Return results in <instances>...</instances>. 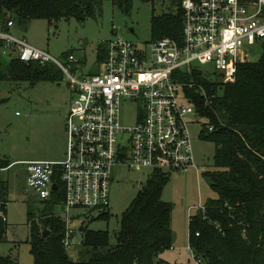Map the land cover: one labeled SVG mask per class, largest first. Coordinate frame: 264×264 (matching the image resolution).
<instances>
[{"label": "built area", "instance_id": "obj_1", "mask_svg": "<svg viewBox=\"0 0 264 264\" xmlns=\"http://www.w3.org/2000/svg\"><path fill=\"white\" fill-rule=\"evenodd\" d=\"M179 7L178 40L164 35L135 44L113 31L111 24V36L102 40L103 58L85 72L71 52L58 60L11 33L10 19L7 29L0 27V57L53 64L64 74L71 94L63 119L62 157L20 160L25 185L36 199L60 191L61 198L53 204L63 216L52 213L63 221L60 242L70 256L71 249L80 245L82 231L80 225H70L67 211L74 207L106 210L115 165L148 169V173L196 169L186 125L201 115L187 91L204 104L211 94L190 77L193 70L216 82H230L236 63L249 59L248 49L257 44L261 51L264 0H179ZM205 63L211 65L210 72L199 67ZM124 106L131 108L130 123L121 120ZM204 127L211 129L208 123ZM2 205L0 218L5 220ZM191 207L204 210L201 203L187 210ZM186 243L193 262L199 264L187 238Z\"/></svg>", "mask_w": 264, "mask_h": 264}, {"label": "trees", "instance_id": "obj_2", "mask_svg": "<svg viewBox=\"0 0 264 264\" xmlns=\"http://www.w3.org/2000/svg\"><path fill=\"white\" fill-rule=\"evenodd\" d=\"M115 1L118 6L129 2ZM174 2V12L150 16V38L165 35L178 40L181 10L179 0ZM93 3L94 0H0V27L7 29L8 19L18 27L37 17L47 22L68 16L80 18ZM103 54L101 41L95 61H100ZM55 76L51 63L12 57L5 65L0 57V80H25L31 85ZM190 77L203 83L211 94L210 102L204 104L187 91L196 112L211 125L210 130L203 126L200 135L214 144L213 168L203 174L215 196L204 201L203 211L197 208L189 215L188 245L202 264H264V41L255 59L236 63L230 82L211 81L197 70ZM10 162L0 158V168ZM166 180L162 171L148 173L120 212L114 243H108L106 229L80 226V246L86 258L70 256L60 242L63 221L49 210L61 198L60 191L52 192L48 199H36L39 207L35 211L26 209L28 251L33 264H169L155 258L158 251L171 246V204L160 197ZM6 195L7 181L0 175L3 212ZM98 216L106 217L107 211H100ZM5 226V220L0 218V241L4 239ZM42 227L47 229L44 236L40 235ZM0 264L23 263L0 255Z\"/></svg>", "mask_w": 264, "mask_h": 264}, {"label": "rangeland", "instance_id": "obj_3", "mask_svg": "<svg viewBox=\"0 0 264 264\" xmlns=\"http://www.w3.org/2000/svg\"><path fill=\"white\" fill-rule=\"evenodd\" d=\"M174 0H129L118 6L115 0H94L83 17L68 16L47 22L44 18H31L23 26L9 31L24 38L35 47L47 51L58 60L71 52L82 71L90 70L96 60L98 46L109 38L112 30L135 44L150 39V16L174 12ZM111 24L114 29L111 30ZM260 52L257 44L248 49V60ZM6 65L7 58L1 57ZM53 79L38 80L28 84L25 80H0V158L11 162L0 169L7 181L5 202V233L0 241V255H8L23 264H33L28 251L26 209L39 207L33 192L24 182V159H59L64 146L63 119L71 94L64 74L56 67ZM199 67L210 72L209 63ZM212 81V78L209 77ZM121 120L132 121L130 106L121 110ZM207 123L204 117L187 123L190 149L194 167L170 170L160 197L170 202L171 246L158 251L155 258L169 264H196L187 248V214L197 208H187L197 203L204 204L215 196L203 171L212 169L214 144L201 137L200 130ZM148 175V169L135 170L117 164L109 182L107 216H98L96 208L74 207L67 211L69 223L77 228L106 229L108 243H114V233L119 226L120 212L126 207L138 187ZM51 212L59 213L56 204L49 206ZM53 214V213H51ZM63 216L62 213H59ZM82 246L71 249V256L86 258ZM76 253V255H74ZM202 264V262H199Z\"/></svg>", "mask_w": 264, "mask_h": 264}, {"label": "water", "instance_id": "obj_4", "mask_svg": "<svg viewBox=\"0 0 264 264\" xmlns=\"http://www.w3.org/2000/svg\"><path fill=\"white\" fill-rule=\"evenodd\" d=\"M51 187L54 188V187H55V184L52 183V184H51ZM46 232H47V229L44 228V227H42V228H41L40 235H41V236H44V235L46 234Z\"/></svg>", "mask_w": 264, "mask_h": 264}]
</instances>
